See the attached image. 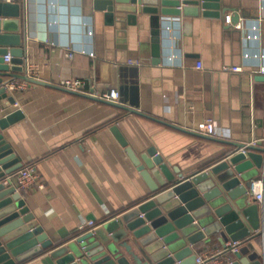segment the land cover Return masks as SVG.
I'll return each mask as SVG.
<instances>
[{
  "label": "crops",
  "instance_id": "0c3cea01",
  "mask_svg": "<svg viewBox=\"0 0 264 264\" xmlns=\"http://www.w3.org/2000/svg\"><path fill=\"white\" fill-rule=\"evenodd\" d=\"M221 2L229 7L224 15L230 18L236 11L238 20L222 21L228 28H221L217 45L215 38L206 42L202 37L199 19L161 16L155 26L160 60L153 64L150 37L154 26L146 19L126 25L122 37L115 34V25L93 10L90 0H24L29 71L33 77L55 84L61 78H80L88 92L92 86L105 89L96 87L105 82L118 91L120 79L114 66H133L130 60L145 59L139 65L137 90L130 88L134 77L128 69L122 82L125 96L130 97V92L133 99L137 96L141 110L191 130L209 118L217 137L233 141L262 138L264 0ZM253 24L256 38L248 36ZM106 60L109 68L104 82L100 66ZM232 65L240 69H223ZM7 94L16 100L10 104L0 98V114L18 107L24 118L4 129V136L23 165L35 164L43 183L20 190L52 242L45 251L18 264H58L56 246L72 240L78 225L88 220L59 175L73 183L79 202L86 208L91 203L101 216L137 200L147 188L109 130L116 112L113 106L40 83ZM263 173V169L252 168L250 177ZM252 200H256L254 196ZM56 241L59 243L54 245Z\"/></svg>",
  "mask_w": 264,
  "mask_h": 264
},
{
  "label": "water",
  "instance_id": "95a60500",
  "mask_svg": "<svg viewBox=\"0 0 264 264\" xmlns=\"http://www.w3.org/2000/svg\"><path fill=\"white\" fill-rule=\"evenodd\" d=\"M90 3L93 10L101 12L106 23L116 26L115 34L120 36L124 35L126 25L148 20L154 26L150 37L153 64L160 60L159 30L155 26L163 15L199 19L202 37L205 41L215 38L216 45L221 28H228L222 21L229 7L221 0H90ZM25 11L24 0H0V98L14 103L16 99L7 94L6 84L13 78H21L110 104L116 112L109 130L127 152L147 188L137 200L101 216L90 201V208L79 202L73 183H67L59 175L86 219L97 218V223L94 230L56 246V262L195 264L200 249L224 247L229 239L239 242L231 264H264V206L252 200L248 191L250 170H264V137L254 143L233 141L179 126L141 110L137 96L133 99L131 92L130 97L125 96L122 82L128 69L134 77L130 88L137 90L139 65L145 59L133 66H114L120 79L119 99L115 101L28 76ZM230 18L232 22L238 20L237 12ZM7 52L8 62L3 59ZM108 68L107 60L101 63L104 82ZM96 87L109 88L110 84L98 83ZM23 116L18 107L0 114V264H18L52 246L48 233L29 210L23 192L10 180L23 161L7 142L3 130Z\"/></svg>",
  "mask_w": 264,
  "mask_h": 264
},
{
  "label": "built area",
  "instance_id": "2783aa9c",
  "mask_svg": "<svg viewBox=\"0 0 264 264\" xmlns=\"http://www.w3.org/2000/svg\"><path fill=\"white\" fill-rule=\"evenodd\" d=\"M223 18L225 19L226 22L230 21L229 14H225ZM236 26L239 27L240 24L237 23ZM255 29H256V25L253 24V26L250 27V32L248 33V36H250L251 38L258 37ZM68 54H71V52H68ZM244 55L249 56L247 53H245ZM9 58H10V54L8 52L3 55L4 61L8 62ZM129 62L134 64H139V59L130 60ZM197 65H200V62H198ZM223 69L229 71H235V70H239L240 67L238 65L235 66L232 65V66H224ZM29 70L30 68L26 61V74L28 76H32ZM32 83H36V82L21 78H13L11 79V81H9L6 84V90L9 92L19 91L25 89L28 85ZM58 84L66 89L69 88L83 93L88 92L87 90L86 91L84 90L85 82L80 78H74V77L61 78ZM88 93H91L92 95L98 96L102 99H108L113 101L119 99L118 91L114 87H109L105 89H94L92 86V90H90ZM196 130L213 136H216L217 133V131L214 128L213 121L209 118L199 121ZM255 141L256 139L251 140L252 143H254ZM10 180L15 184V187L17 189L30 187L33 184L37 187H42L43 185L39 173L36 172L34 163L26 164L18 168L14 172V174L10 176ZM4 182L7 181L4 180ZM248 186H249L248 188L249 193H251L255 197L257 202H259L264 206V173L258 175L257 177L251 178ZM95 225L96 223L94 222L93 219L86 220L85 222L78 225L77 228L81 230L79 234L88 232L90 230H94ZM238 243L239 242L236 240L228 239L225 241V246L221 250L217 249L216 247L206 246L201 251L196 253L194 262L195 264H227V263L231 264L233 259L231 258V255L238 250Z\"/></svg>",
  "mask_w": 264,
  "mask_h": 264
},
{
  "label": "trees",
  "instance_id": "16d2710c",
  "mask_svg": "<svg viewBox=\"0 0 264 264\" xmlns=\"http://www.w3.org/2000/svg\"><path fill=\"white\" fill-rule=\"evenodd\" d=\"M94 222L96 223L95 220H94ZM80 232H81V230L78 229V231H76L73 235L76 236V235H78ZM66 238H69V237H66ZM58 243H59V241H56V242H54L53 244H58ZM230 255H231V254H230ZM231 256H232V255H231Z\"/></svg>",
  "mask_w": 264,
  "mask_h": 264
}]
</instances>
